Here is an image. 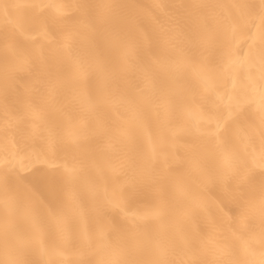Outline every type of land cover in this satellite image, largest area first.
I'll return each instance as SVG.
<instances>
[{"label": "bare ground", "instance_id": "obj_1", "mask_svg": "<svg viewBox=\"0 0 264 264\" xmlns=\"http://www.w3.org/2000/svg\"><path fill=\"white\" fill-rule=\"evenodd\" d=\"M0 264H264V0H0Z\"/></svg>", "mask_w": 264, "mask_h": 264}]
</instances>
